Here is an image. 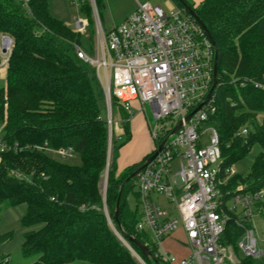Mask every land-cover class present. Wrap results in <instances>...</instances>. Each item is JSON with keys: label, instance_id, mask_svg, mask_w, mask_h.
Here are the masks:
<instances>
[{"label": "trees", "instance_id": "obj_1", "mask_svg": "<svg viewBox=\"0 0 264 264\" xmlns=\"http://www.w3.org/2000/svg\"><path fill=\"white\" fill-rule=\"evenodd\" d=\"M24 1L0 0V35L12 40L0 86L1 141L8 147L0 153V212L26 207L20 220L27 230L22 235L21 256L35 258L31 264H139L132 250L144 264H154V260L166 264L156 245L136 230L139 215L129 205L130 197L137 199L135 178L126 181L153 152L117 173L118 151L131 138L129 116L119 109L123 134L111 139L103 199L99 184L109 140L103 93L93 69L73 52L74 44L88 53L91 45L50 14L49 0H26V9ZM172 1L182 8L177 0ZM94 3L99 15L104 0ZM186 5L216 45L217 86L211 101L214 110L206 125L218 135L221 176L228 177L221 187L223 199L245 179L249 183L242 192H264V0H202ZM79 12L91 29L87 0ZM111 103L117 106L115 99ZM242 129L247 130L245 135ZM253 146L260 152L246 177L228 176L225 170L243 160ZM67 149L79 158V165L59 162L46 153ZM118 196L119 227L113 218ZM259 206L264 217V202ZM247 226L229 222L220 243L237 253L236 242ZM11 236L1 235L0 244ZM127 236L143 244L150 257ZM254 263L249 259L239 262Z\"/></svg>", "mask_w": 264, "mask_h": 264}, {"label": "built area", "instance_id": "obj_2", "mask_svg": "<svg viewBox=\"0 0 264 264\" xmlns=\"http://www.w3.org/2000/svg\"><path fill=\"white\" fill-rule=\"evenodd\" d=\"M89 3L92 49L88 53L74 44L73 52L94 71L103 93L110 132L113 109L131 117L134 105L140 112L148 105L157 122L150 132L154 151L162 144L156 157L135 177L134 207L139 215L136 230L156 245L166 264H238L241 259L258 260L264 255V247H259L255 236L253 207L260 212L257 203L263 201L264 192L244 193V187L238 186L223 199L221 187L228 177L221 176L218 135L206 125L214 110L213 91L205 101L213 82L214 49L205 33L182 6L164 11L148 2L137 3L134 13L105 30L94 0ZM23 6L27 8L26 0ZM68 26L86 38V18L74 16ZM11 48V38L0 35V68L5 67ZM112 99L117 103L114 108ZM200 104L186 121L185 117ZM240 133L245 135L247 130ZM6 150L8 147L0 138V153ZM55 152L72 155L70 149ZM15 176L24 178L19 173ZM156 195L165 199L176 215L163 209L153 199ZM229 222L238 226L248 223L236 242L237 253L220 243ZM178 229H182L191 250L183 258L162 250V242ZM7 261L0 258V264H8Z\"/></svg>", "mask_w": 264, "mask_h": 264}, {"label": "rangeland", "instance_id": "obj_3", "mask_svg": "<svg viewBox=\"0 0 264 264\" xmlns=\"http://www.w3.org/2000/svg\"><path fill=\"white\" fill-rule=\"evenodd\" d=\"M136 1L138 3L148 2L152 5L159 6L164 11H168L172 7H174V2L172 0H104L103 8L100 10V13L98 15L102 28H104L106 30V26H107L106 23H104L105 21H103V18H102V17H104V14H103L104 8L106 9V7L109 8L111 6V7H114L115 10H119V9L124 10L126 8L131 7V5H133V3H135ZM75 2H76V6H77L79 2L77 0ZM87 2L89 3V0H87ZM186 3L189 5H192L193 0H186ZM89 5H90V3H89ZM76 6L74 5V9L72 8L74 10L75 16H77ZM72 9L70 8L71 13L73 12ZM78 16H81V15L78 14ZM64 18H67V19H65V21L69 20L68 16H64ZM91 19H92V13H91ZM69 22H70V20H69ZM91 30H92V32H91ZM84 39L86 40L87 44L89 43L92 46V44H93V22H92L91 29L88 28L87 36ZM2 69H4V68H2ZM2 85H3V81L1 79L0 80V86H2ZM136 110H137L136 107H133V109H132L133 115L136 113ZM103 115L106 116L105 111H104ZM129 119H130V117H129ZM119 120L120 119H119L117 110L113 109V111H112V129H111V134H110V149H111V139L116 140L117 139L116 138L117 131L122 129V122ZM156 123L157 122L152 117L151 110H150L149 106L145 105L144 111H141V113L136 114L132 118V123L129 124V129L133 133V140L131 141V143L129 145H128V143H126L124 145L125 148L123 149L121 157H126V159H127L128 156L130 155V153L131 154L133 153L134 155H136L138 158H140L142 160L143 156H144V155H142L144 153V150L146 149V151L148 153L150 152V149H151V147H150V139H151L150 132L154 128ZM1 129H2V125L0 124V138L3 135ZM153 148H155L154 144H153ZM259 152H260L259 147L253 146L252 149L250 150V152L245 156V158L243 160L237 162L235 165H233L228 170V176H232V175L236 174L240 177V179H244L246 177L245 175L247 174V171H248L249 167L251 166L255 156ZM46 153L48 154L49 157L53 158L54 160H57L59 162L65 163V164L74 165V163L76 162L75 161L76 155H74V154H72L71 156H62V155H60L57 152L52 151V150L49 152H46ZM109 159H110V157H109ZM104 172H105V170H104ZM104 172H103L100 184H99L101 194H102V188L104 186ZM247 183H249L248 179H245V182L242 183V185L239 184L237 186H243L244 187L247 185ZM153 199H155V201L159 202V204H161V207L163 209L170 211L172 215H176V212L171 207V205H169L167 203V201L165 199H163L161 196L156 195L153 197ZM262 200H260V201L264 202V198ZM260 203L261 202L257 203L258 204L257 208L260 210V212L257 213L256 206L253 207L254 218L252 220V225H253L254 230H255V236L258 240V245L260 248H262V247H264V243H263V240H264V217L261 216L262 212H261V207L259 206ZM129 205L132 208H134L135 199L133 197L129 198ZM25 212H26L25 205H18L15 207L7 208V209H4L0 212V236L7 234V233H10L12 235L11 239L9 241L3 242L0 244V258H3V259L6 258L8 260L7 261L8 264H31L35 261V258H31V259L23 258L21 256V253H20V246H21V243L23 241L22 235L24 232L27 231L25 228H23L21 226V223H20V220L24 216ZM109 223L111 225L110 221H109ZM32 229H36V228H32ZM111 229L114 231V233L121 240H123L125 242V240L119 235V233L114 230L113 226H111ZM178 230H180V229H178ZM172 238H173V240H169V241L164 243V245L166 247L167 246L170 247L168 249L170 255H174L178 258H181L182 256H185V257L189 256L191 253V250L185 241L184 242L181 241V236L178 237V235L175 234ZM141 263L144 264L142 261H141ZM75 264H77V263H75ZM254 264H264V255L262 257H260L258 260H256Z\"/></svg>", "mask_w": 264, "mask_h": 264}, {"label": "crops", "instance_id": "obj_4", "mask_svg": "<svg viewBox=\"0 0 264 264\" xmlns=\"http://www.w3.org/2000/svg\"><path fill=\"white\" fill-rule=\"evenodd\" d=\"M75 1L76 0H49V7H48L49 8V12H50V14L54 18L60 20L61 22H64V24L68 26L69 23L71 22L72 17L75 16L74 15V10H73L74 9V5L76 6V2ZM77 1L79 2L78 5L76 6L77 15L79 14V15H81V17L86 18L82 13L79 12V7H80V5H81V3H82L83 0H77ZM201 1L202 0H193V3L199 4ZM137 3L138 2L136 1L135 3H133V5H131V7L126 8L124 10H120V9L119 10H115L114 7H111V6L109 8L106 7V9L104 8V11H103L104 17H102V18H103V21H105L104 23H106V25H107L106 26V29H108V28H110V27H112L114 25L120 24L125 18H127L132 13H134V11L136 9V6H137ZM70 8L71 9L73 8L72 9V11H73L72 13L70 12ZM64 16H68L69 17L68 19L70 20V22H69V20H66L65 21V19H67V18H64ZM91 32H92V30H91ZM85 36H87V33H86ZM0 71H1L0 72V80L2 79V81H3V79H4V70L2 68H0ZM134 107H136V109H137V106L136 105H134ZM138 113H141V112L138 111V110H136V113L130 117L128 124H131L132 123V118L136 114H138ZM130 133H131V138H130V141L128 142V145L133 140V133H132V131H130ZM122 134H123L122 129L118 130L117 133H116V138L117 139L120 138L122 136ZM150 147H151V149H150V152L149 153L146 151V149L144 150V153L142 154V155H144L143 158L146 157V156H148L150 153H152L154 151L153 142H152L151 139H150ZM124 148H125V146H123L118 151L119 154H118V158H117V161H116V164H117V173H119V172L123 171L124 169H126L127 167H129V166H131L133 164H136V163H138V162L141 161V159L138 158L133 153L132 154L130 153V155L128 156L127 159H126V157H121V154H122ZM47 152H49V151H47ZM75 161L76 162L74 163V165H79L80 162H79V158L77 156H76ZM130 208L132 209L131 206H130ZM175 234H177L178 237L181 236V241L182 242H184V241L186 242L185 237H184V233H183L182 229L177 230L173 234V236ZM173 236L165 239L162 242V250L164 252L168 253V254H170L169 253V250H168L170 247H168V246L166 247L164 245V243L167 242V241H169V240H173V238H172ZM186 244H187V242H186ZM183 257H185V256H182L181 258H183Z\"/></svg>", "mask_w": 264, "mask_h": 264}, {"label": "water", "instance_id": "obj_5", "mask_svg": "<svg viewBox=\"0 0 264 264\" xmlns=\"http://www.w3.org/2000/svg\"><path fill=\"white\" fill-rule=\"evenodd\" d=\"M180 5L187 11L188 14H190L194 20L199 24V26L201 27V29L203 30V32L205 33L206 37L208 38L210 44L212 45L213 49H214V67H213V82H212V87H211V91L208 93L207 98L205 101H207V99L210 97L211 92L215 89V87L217 86V80H216V73H217V51H216V45L210 35V33L208 32V30L205 28V26L203 25V23L198 19V17L196 16V14L193 12L192 9H190L185 2H183L182 0H177ZM202 106V104L198 105L189 115H187L185 117V120L187 121L197 110H199V108ZM178 127H176L171 133L175 132V130ZM109 130V140H108V151H107V164H106V168H105V172H104V186L102 188V196L103 199L105 197V192H106V188H107V171H108V164H109V157H110V128L108 127ZM162 149V144H160L157 149L146 159V161L140 166L138 167L128 178L126 181L135 178L138 173L144 168L146 167L158 154V152ZM121 191V189H120ZM118 205H119V196L117 198L116 201V205H115V210H114V215L113 218L116 222V225L119 227L120 224L118 222ZM106 211V209H105ZM106 217L108 218L107 212H105ZM109 221V220H108ZM115 234V233H114ZM116 235V234H115ZM116 237L118 238V240L125 245L129 250L130 247L123 241L121 240L117 235ZM127 239L134 243L135 246H137L139 248L140 251H142L147 257H150V254L147 250V248L141 244L138 240L134 239L131 236H127ZM133 257L137 260V262L140 264L141 261L139 260V258L132 252V250H130ZM142 264V263H141ZM154 264H158V262L156 260H154Z\"/></svg>", "mask_w": 264, "mask_h": 264}]
</instances>
